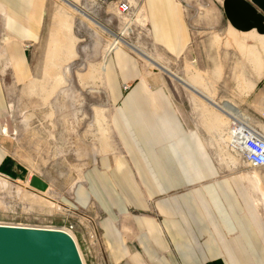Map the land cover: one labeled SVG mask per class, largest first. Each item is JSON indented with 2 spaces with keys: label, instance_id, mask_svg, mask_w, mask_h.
<instances>
[{
  "label": "rangeland",
  "instance_id": "1",
  "mask_svg": "<svg viewBox=\"0 0 264 264\" xmlns=\"http://www.w3.org/2000/svg\"><path fill=\"white\" fill-rule=\"evenodd\" d=\"M43 1L41 40L25 48L32 77L20 82L8 71L3 81L6 107L0 113V139L8 144L14 168L11 175L0 171V226L72 227L83 263L82 234L102 253L94 254L93 263L108 264L100 236L106 215L94 200L87 208L80 206L76 191L88 187L87 173L100 167L95 161L100 149L105 154L123 152L112 134L115 107L104 78L111 47L120 44L139 60L145 74L164 80L181 116L202 133L218 163L230 170L247 167L231 151V122L219 111L238 110L233 76L255 73L251 61L260 59L254 54L255 40L234 35L224 0H180L192 36L180 59L168 56L153 41L144 0H128L133 15L126 21L116 11L120 0ZM252 32L258 33H245ZM132 86L123 84L124 93ZM189 86L211 97L217 108ZM33 176L48 183L46 193L30 187ZM155 213L149 216L159 221ZM125 236L126 249L137 253L136 239Z\"/></svg>",
  "mask_w": 264,
  "mask_h": 264
},
{
  "label": "crops",
  "instance_id": "2",
  "mask_svg": "<svg viewBox=\"0 0 264 264\" xmlns=\"http://www.w3.org/2000/svg\"><path fill=\"white\" fill-rule=\"evenodd\" d=\"M43 3L0 0V113L7 72L20 82L32 77L25 48L41 40ZM144 12L155 44L172 58L185 56L192 36L181 1L144 0ZM234 35L255 40L260 60L251 58L255 73L233 76L238 110L219 112L230 122L244 120L264 137V36ZM104 78L115 107L112 134L123 152L100 149V167L87 173L89 185L79 186L76 196L83 208L94 200L106 215L100 236L108 264H264V168L222 167L202 133L181 116L164 80L145 74L129 52L108 56ZM125 83L133 84L126 94ZM188 89L201 93L196 86ZM7 145L0 139V171L11 175ZM153 211L159 221L149 216ZM125 234L136 239L137 253L126 249ZM79 239L85 263L94 264L97 251L84 234Z\"/></svg>",
  "mask_w": 264,
  "mask_h": 264
},
{
  "label": "water",
  "instance_id": "3",
  "mask_svg": "<svg viewBox=\"0 0 264 264\" xmlns=\"http://www.w3.org/2000/svg\"><path fill=\"white\" fill-rule=\"evenodd\" d=\"M224 14L239 32L264 36V0H224ZM31 188L45 193L46 181L33 176ZM0 264H83L73 238L61 230L0 226Z\"/></svg>",
  "mask_w": 264,
  "mask_h": 264
},
{
  "label": "built area",
  "instance_id": "4",
  "mask_svg": "<svg viewBox=\"0 0 264 264\" xmlns=\"http://www.w3.org/2000/svg\"><path fill=\"white\" fill-rule=\"evenodd\" d=\"M116 11L124 20H131L133 15V7L128 0H120L116 4ZM130 23V22H129ZM120 49V44H115L111 47L110 54ZM127 89V88H125ZM230 142L229 146L231 151L241 158L247 168L257 170L264 168V137L253 130L247 123L240 118H231L230 123ZM25 228H39V227H26ZM41 229H54V228H41ZM57 230V229H56ZM73 228H64L68 235L73 236Z\"/></svg>",
  "mask_w": 264,
  "mask_h": 264
},
{
  "label": "bare ground",
  "instance_id": "5",
  "mask_svg": "<svg viewBox=\"0 0 264 264\" xmlns=\"http://www.w3.org/2000/svg\"><path fill=\"white\" fill-rule=\"evenodd\" d=\"M97 26H99V25H97ZM238 32H239V31H238ZM241 33H243V32H241ZM248 33H249V32H248ZM259 35H260V34H259ZM262 36H263V35H262ZM213 106H214L215 108H217V106H215V105H213ZM47 191H48V190H47ZM47 191H46V192H47ZM46 192H45V193H46ZM70 236H71V235H70ZM71 237H72V236H71ZM72 238H73V237H72ZM73 240H74V239H73ZM77 249H78V247H77ZM78 252H79V249H78ZM79 254H80V253H79ZM80 257H81V255H80ZM81 260H82V263H83V259H82V257H81ZM83 264H84V263H83Z\"/></svg>",
  "mask_w": 264,
  "mask_h": 264
}]
</instances>
